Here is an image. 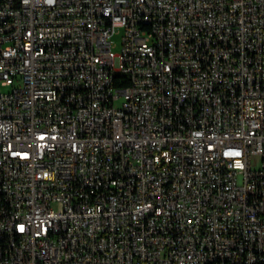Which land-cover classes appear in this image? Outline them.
I'll return each instance as SVG.
<instances>
[{"label": "built area", "instance_id": "obj_1", "mask_svg": "<svg viewBox=\"0 0 264 264\" xmlns=\"http://www.w3.org/2000/svg\"><path fill=\"white\" fill-rule=\"evenodd\" d=\"M198 262H264V0H0V264Z\"/></svg>", "mask_w": 264, "mask_h": 264}, {"label": "bare ground", "instance_id": "obj_2", "mask_svg": "<svg viewBox=\"0 0 264 264\" xmlns=\"http://www.w3.org/2000/svg\"><path fill=\"white\" fill-rule=\"evenodd\" d=\"M140 25H147V18H140ZM197 264H209V262H198ZM236 264H264V262H237Z\"/></svg>", "mask_w": 264, "mask_h": 264}, {"label": "rangeland", "instance_id": "obj_3", "mask_svg": "<svg viewBox=\"0 0 264 264\" xmlns=\"http://www.w3.org/2000/svg\"><path fill=\"white\" fill-rule=\"evenodd\" d=\"M113 40L116 42L117 46L115 45V47H113V50L114 51H117L118 50V47H119V44H120V36L119 35H115L113 37Z\"/></svg>", "mask_w": 264, "mask_h": 264}]
</instances>
